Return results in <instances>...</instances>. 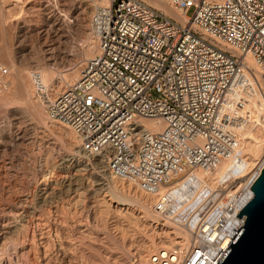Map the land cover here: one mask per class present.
<instances>
[{"label": "built area", "instance_id": "obj_1", "mask_svg": "<svg viewBox=\"0 0 264 264\" xmlns=\"http://www.w3.org/2000/svg\"><path fill=\"white\" fill-rule=\"evenodd\" d=\"M169 3L184 19L147 0H102L88 17L98 51L69 80L60 73L46 80L29 67L32 96L49 120L71 128L83 152L102 159L109 175L155 194L153 209L170 221L161 227L186 232V242L158 246L141 264H216L244 223L237 215L252 196L264 150L244 175L233 164L213 182L197 172L205 178L226 160H242V123L264 108L247 59L264 77V0ZM43 9L46 20L62 23L58 7ZM37 17L28 4L14 20H31L44 54L54 40ZM11 76V66L0 63V94ZM143 118H160L163 126L152 130Z\"/></svg>", "mask_w": 264, "mask_h": 264}, {"label": "rangeland", "instance_id": "obj_2", "mask_svg": "<svg viewBox=\"0 0 264 264\" xmlns=\"http://www.w3.org/2000/svg\"><path fill=\"white\" fill-rule=\"evenodd\" d=\"M16 1L0 0L1 19L2 22L6 20L3 23V35L5 41L10 42L6 41L8 48L12 47L10 50L13 51V78L17 83L27 82L32 93L28 77L29 67L36 66L43 78L48 80L56 73L63 75L75 62L86 57L87 42L77 28L78 21L72 14L73 9L82 8L86 0ZM28 4L33 6V14H36L39 20L47 22L48 33L54 40V47L47 53L42 54L35 44L37 33L36 28L31 25V20H14L19 18L23 7ZM44 7H48L51 13L58 7L59 11L65 14L62 23L53 21L52 15L46 20L42 14ZM187 13L191 14L192 8L188 9ZM7 20H10V23ZM19 37H23L22 41ZM25 42H30L32 46L23 47ZM22 50L25 55L18 56L17 52ZM7 91L0 94V206L3 209L0 215V264H30L26 257L27 251L30 261L33 257L43 261L44 258L54 255L53 260L51 259L54 262L60 245H64V248L73 245L75 248L71 247L76 251H73L75 259L71 264H141L139 255L128 248L127 239L137 233L144 234V226L137 222V219L124 218L122 214L121 217L119 214L120 211L124 212L123 209L116 212L118 208L108 206L109 213L103 212L110 203L109 197H105V193L95 196L90 194L89 184L98 175L105 187L115 190L118 195L134 194L127 192V188L123 187L125 185L133 186L134 190L145 196L146 193L133 184L130 185L125 179L115 178L107 171H102L98 166L100 159L96 154L83 152L77 139L76 143L71 142L63 134L61 129L65 127L71 130L69 126L49 120L43 111L41 118L35 115L29 105L35 101L32 94H27L26 99L16 100L11 98ZM29 91L27 90V93ZM67 180L83 183L85 188H81L77 195L69 194L67 190L71 186ZM45 191L47 194L51 193L46 200ZM148 203L151 210H154L152 203ZM136 204L135 202L128 205L127 209L129 207L137 216H141V207ZM154 213L156 214L155 211ZM150 219L158 231L161 225L170 224L159 214L150 215ZM14 223L18 227H13V231L9 227L15 225ZM40 233L45 236L42 234L40 237ZM24 249L27 251L22 255Z\"/></svg>", "mask_w": 264, "mask_h": 264}, {"label": "bare ground", "instance_id": "obj_3", "mask_svg": "<svg viewBox=\"0 0 264 264\" xmlns=\"http://www.w3.org/2000/svg\"><path fill=\"white\" fill-rule=\"evenodd\" d=\"M147 1H149L150 3H152L155 6L164 8L168 13H170L173 16L177 17L178 19H184L183 18V14L178 9H175L169 3V0H147ZM101 2H102V0H86V2H84L85 4L82 6V8H80V9L75 8L72 11V14L75 16V18L78 21V24H76V25H78L77 28L80 29L79 31H81L82 36L84 35L85 40L87 42L86 57H89V56H91L92 54H94L95 52L98 51L96 42L94 41V39L90 36L89 32L87 31V29H88V15H89L88 12L91 11L95 6L99 5ZM19 5H20V3H19ZM77 7H78V5H77ZM4 22H2V19H1V9H0V63H6V64L10 65L11 68H13V70H12V76H11V80H10L11 84H10V87L7 89L8 90L7 92H9L11 98H14V99H16V98L23 99V98H25V96H27V94L28 95H31L32 93L30 92L31 91L30 88H29L30 85L29 84H26L27 82L25 84H23L20 81H18V83H17V82H15V79L13 78V75H14V73H13V71H14V63H13V59H11L12 52L13 51L11 52V50H10L12 47L10 49L8 48L7 43H6L7 40L5 41V37L3 35V23ZM7 22H8V20H7ZM8 23H10V20H9ZM7 26H8V24H7ZM8 43H10V42H8ZM10 46H12V45L10 44ZM74 56H76V55H74ZM75 59H77V58H75ZM247 59H248L249 63L251 64V66L254 68V70L257 72L259 84H260V86H261V88H262V90L264 92V78H262V76L258 72V67L255 64L252 56L248 54L247 55ZM80 66H81V61L79 60V61L75 62V65L74 66H71V68H69V70H67V72H65L62 75V77L65 80H69V79L75 78L77 76V72H78ZM28 77H29V81H30L29 69H28ZM27 90L28 91L30 90L29 93H27ZM6 95H7V97L9 96L8 94H6ZM5 99H7V98H5ZM16 100H18V99H16ZM29 105H30L33 113L35 115H37L38 117L40 116V118H41V116L43 115V113H42V110L40 108V105L36 101H34L32 104H29ZM142 122L146 126H148L150 129H152V130H160L162 128V126H163L162 120L160 118H143L142 119ZM64 125H66V124H64ZM61 130H62L63 134H65L70 139L71 142H75V140L77 138H75L76 136H74L75 134H73L74 132L72 130H69L68 128H65V127H63ZM240 135L242 137V145H241L242 154H243L242 160H236V161H232V159L226 160V161H224L221 164L220 169L215 174H213L211 176H207L205 178L198 171L197 172V175L201 179H208L210 182H213L214 179H217L218 177H220L222 175V171L224 170V168H226L227 166H229L231 164H233L232 166L235 168V171H237L239 175H244V174H246L247 172H249L251 170L252 166L255 164L256 159L262 154V151L264 150V108L254 110L251 118L249 120H247L246 122H243L242 123V127H241V130H240ZM99 162H100V164L98 165L99 168L102 169V171H104L105 170V164H104V162L102 161V159H100ZM113 177H115V176H113ZM115 178H118V177H115ZM94 179L95 180L91 184H89V187L91 186V188L89 189L90 194H93L95 196V194H99L100 195V194L105 193L104 196L105 197H109L108 201L110 203L108 202L109 204L107 205V207L106 206H105L106 208L104 207L105 209H103V212H108L109 213L108 206L109 207H113V208H118V210H116V212L123 209L124 212H121L120 211V214H119L120 216L122 214L124 218L125 217L126 218H129V219L131 218L132 220L133 219H137V222H140V224L144 226V228H142V230L144 231V234H138L137 233V235H136L135 234L136 232H135L134 234L136 236H133L132 238L127 239V242L129 243V244H127L128 245V248H130V250H132L134 252V254L139 255V257L141 259H143V256H145L148 252H150L151 250L157 248L160 245H165V244L171 243V242L176 241V240H180L182 242H186L187 241V234H186V232L183 231V230H181V229H178L177 227H175L172 230H168L167 227H160V229L158 228L159 231L156 230L157 227L154 225V223H152V219H150V215H156L157 216L158 214L160 215V213L157 212V211H155V210H151V208H150L151 206L148 205L149 204L148 202H151V203L153 202V199L155 198V194L154 193H152V192H145L144 191L146 193V196H145V195L139 193L138 191L134 190L132 188L133 186L132 187L131 186H126V185L123 186L121 184L123 187L127 188V192L130 191V192H133L134 193L133 195H128V196H132V198L131 197H128V196H121L120 194H124V193H120L118 195V194H116L115 190H112V189L109 190L108 188H106L105 187V184L101 181V179H100V177L98 175H96L94 177ZM67 182H69V184L71 186L70 189L67 190V192H69V194L70 193H75L77 195L79 193V191H80L81 188L82 189L85 188V186L83 185V183H74L71 180H67ZM130 185H131V183H130ZM123 187H122V189H123ZM122 189H120V190H122ZM87 191H88V189H87ZM44 194H45V196H44V199L45 200L47 198H49L50 195H51V193H48L47 194L46 191L44 192ZM135 202L137 204H139L138 207H141V211H140V213H142L141 216H137L136 213L133 210H130L129 209V207L127 209V206L128 205H131L132 203L135 204ZM106 204H107V202H106ZM119 208H121V209H119ZM2 210L3 209H1V206H0V215H1V211ZM154 211L156 212V214L154 213ZM165 218L168 220L167 217H165ZM132 220H130V221H132ZM0 222H1V218H0ZM168 222H170V221L168 220ZM133 223L135 224V221H133ZM14 224L15 225H12V226L9 225V226H11L9 228L10 229L11 228L13 229V227H18V225H16V223H14ZM132 230H134V229H132ZM13 231H14V229H13ZM121 231L122 230H120V232ZM42 234H44V233H42ZM42 234L40 233L39 236L41 237ZM44 236H45V234H44ZM0 240H1V237H0ZM64 247H65L64 245L63 246L60 245L58 247V250H57V248L55 249L58 252H57V254H56V251L54 253V254H56V257L54 258V260H55L54 262L51 261V259H52V257L54 255L51 256V258L50 257L44 258L43 261H39L40 259L39 260H35L34 257L30 261V258H28V254H27L28 251L27 250L24 249L21 252V254L23 255L24 251H27L26 252V255H27L26 257H27V261H29L30 264H53V263H55V264H71V263L74 262V259H75V257H74L75 253L73 252L75 250H72L74 247H72V249L69 246L66 247V248H64ZM112 253H114V252H112ZM46 254H48V253H46ZM30 256L31 255H29V257Z\"/></svg>", "mask_w": 264, "mask_h": 264}, {"label": "water", "instance_id": "obj_4", "mask_svg": "<svg viewBox=\"0 0 264 264\" xmlns=\"http://www.w3.org/2000/svg\"><path fill=\"white\" fill-rule=\"evenodd\" d=\"M251 189V198L237 215H245L244 223L216 264H264V166Z\"/></svg>", "mask_w": 264, "mask_h": 264}]
</instances>
